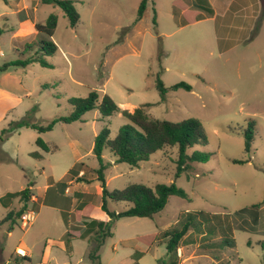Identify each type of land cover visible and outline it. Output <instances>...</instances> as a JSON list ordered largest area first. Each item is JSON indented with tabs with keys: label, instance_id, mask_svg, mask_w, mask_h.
Masks as SVG:
<instances>
[{
	"label": "rangeland",
	"instance_id": "374dc122",
	"mask_svg": "<svg viewBox=\"0 0 264 264\" xmlns=\"http://www.w3.org/2000/svg\"><path fill=\"white\" fill-rule=\"evenodd\" d=\"M141 1L74 0L80 20L72 28L58 5L0 0V65L31 57L41 37L36 24H44L51 14L58 18L52 36L58 50L46 57L50 67L33 62L0 71V137L19 121L46 126L53 119L68 117L73 111L70 100L85 98L92 90L107 93L121 109L134 111L150 104L146 110L154 118L196 119L207 143L189 152L211 155L206 162H194L179 177L177 147L154 153L139 167L115 163L114 155L105 150L109 190L175 183L188 197L171 196L153 219L115 220L113 235L99 252L101 264H133L136 252L143 253L139 264H159L167 258L164 239L149 245L138 238L177 225L185 215L195 217L203 232H212L203 235L191 229L178 249L180 264H264V0H149L137 22ZM193 18L202 19L194 22ZM158 75L169 88L165 98L156 87ZM180 82L190 84L192 90L170 88ZM128 123L120 112L103 117L95 108L82 120L57 122L50 131L21 127L3 135L0 198L27 187L41 189L67 167L73 169L69 176L85 173L84 180L77 178L75 183L83 193L85 209L76 214L57 212L50 205L39 214L27 209L34 218L24 227L20 218L15 223L5 221L9 211L23 203L11 198L6 209L0 201V247L5 260L19 259L17 247L27 250L29 246L36 264L45 252L53 257L52 264H92L87 254L93 241H72L73 253L68 257L65 250L51 246L48 236L65 231V219L75 234L103 219L94 140L104 127L114 138ZM248 129L254 132L251 152L245 151ZM39 138L48 152L37 143ZM235 159L249 161L234 163ZM40 189L34 192L40 194ZM255 203L262 204L258 230L235 228L240 222L235 213ZM109 206L116 211L129 207L125 202ZM199 212L216 217L201 225L204 215ZM10 230L7 237L5 232Z\"/></svg>",
	"mask_w": 264,
	"mask_h": 264
},
{
	"label": "trees",
	"instance_id": "16d2710c",
	"mask_svg": "<svg viewBox=\"0 0 264 264\" xmlns=\"http://www.w3.org/2000/svg\"><path fill=\"white\" fill-rule=\"evenodd\" d=\"M43 3L58 5L63 9L68 17L69 24L72 28H75L80 20V16L75 8L74 0H41ZM149 0H142L138 10L137 22L142 19L148 5ZM22 17H25L23 11L20 12ZM58 18L56 15L51 14L44 24L37 23L36 29L41 37L37 42V49L35 53L24 60L18 59L10 62H5L0 65V71H6L11 66H22L25 68L27 65L38 62L43 66L50 67L51 64L47 61L46 57L54 55L57 50V44L52 40L55 29L57 27ZM155 22V18H154ZM3 34V30L0 28V36ZM30 47V45H29ZM156 87L160 92L162 98H165L169 91L158 75L156 78ZM173 90L178 88H184L186 90H192V86L186 82H180L172 87ZM73 107V111L68 117H60L53 119L46 126H39L37 124H31L27 121H19L11 128L2 131L0 137L1 141H4L3 137L6 133H12L21 127H32L39 132H46L53 129L57 122L71 123L74 121L82 120L85 113L98 108L103 117H109L120 112L129 123L122 126L117 135L114 138H110V129L104 127L99 134L96 135L93 146V153L97 157L99 162V168L96 169V177L100 183L101 188V210L104 218L97 221H92L88 230L81 234L82 237L90 235L89 241L93 244L88 252V259L92 264H101L100 249L105 243L106 239L113 235L112 225L115 220L122 217H143L153 219L158 213L162 212L169 202L171 196H179L187 198L186 191L177 186L175 183L170 185L164 183H157L154 186H148L145 184H130L123 189L109 190L107 186L105 171L110 166V163L104 162V152L109 150L115 157V163H127L132 167H139L140 163L147 161L151 156L167 147L178 148L177 163V176L185 170L190 169L194 162H206L209 160L210 153L204 151H192L190 149L198 145H205L207 143L204 134V128L201 123L196 119H184L180 121H169L154 118L149 116L146 108L150 104H144L141 107H137L134 111L128 109H121L113 98L107 93L100 95L98 91L92 90L85 98L76 97L70 100ZM245 151L251 152L254 132L253 130H246L245 133ZM37 143L48 152V146L42 139H38ZM34 156H39V153H34ZM249 160H233L234 163H245ZM32 191L31 187H27L19 192L7 193L2 197L4 204L9 203L11 198L19 197L23 206L18 210H11L6 216L5 221L16 222V218L21 216L27 211V204L31 199ZM110 202L118 203L125 202L128 204V208L122 211H116L110 208ZM7 205V204H6ZM261 203L252 204L249 207H245L235 214L240 216L239 223H236L235 228L257 231L260 222V210ZM200 215H204L201 225L204 223H210L211 218H215L216 215L204 214L199 212ZM198 219V218H197ZM196 218L190 215H185L184 218L178 221L177 225L167 228L159 233L150 234L148 236H141L138 239L143 242L152 245L159 238L164 239L163 243L167 247V258L160 260L159 264H180L178 255V249L182 243L186 242L190 230H197L203 235H207L212 232L208 230L203 232L201 226L195 222ZM199 221V219H198ZM193 232V231H192ZM264 233V230L261 231ZM94 235H93V234ZM78 235L68 230L64 236L67 253H71L73 250L72 241L77 238ZM224 243L230 244L228 241ZM226 244V245H227ZM220 245H225L222 242ZM3 248V247H0ZM143 256L142 252H136L134 257L136 258L133 264H139V259ZM20 260V261H18ZM14 261V262H13ZM13 263L10 264H31L32 260L28 256H22L19 259L14 257ZM72 264V263H69Z\"/></svg>",
	"mask_w": 264,
	"mask_h": 264
},
{
	"label": "crops",
	"instance_id": "0c3cea01",
	"mask_svg": "<svg viewBox=\"0 0 264 264\" xmlns=\"http://www.w3.org/2000/svg\"><path fill=\"white\" fill-rule=\"evenodd\" d=\"M200 19H202V18H198V19L193 18V20H191V21L196 22ZM71 172H73V169H71L70 167H67L63 170V172L59 176H57V177L53 176V182H48L41 189L39 188V186L37 188L31 187L32 195H31L30 201L27 204V209H31L30 211L35 210L39 214L42 208H44L47 205H50V206L54 207L57 210V212H62V213L65 211H69L72 214H76L78 212V210H80V212L84 211L85 207L83 205L85 202L83 200V193L81 191H79L78 189L77 190L75 189V183H77V181L79 180V179L77 180V178L84 180L85 173H83V171H81L76 175L77 176L76 177V176H69V174ZM43 173H44V171H43ZM34 189H38V190L40 189L41 193L40 194L35 193ZM2 197L0 198L1 203H3ZM17 198L21 202L20 198L19 197H17ZM21 203H23V202H21ZM6 204H5V206L7 209L11 205V201H9V203H6ZM47 207H49V206H47ZM16 210H18V209H16ZM27 211H29V210H27ZM103 218H104V216H103ZM65 220H66L65 231H57V233H58L57 236H53V238L51 236H48V239L51 241V243H50L51 246L56 245L60 249L66 251L64 236L69 229L68 225H71V223H69V220H67V219H65ZM32 221H31V223H32ZM85 232L86 231H83V232L77 231L78 237L74 238L73 241L77 240V239L89 240L90 235L81 238V234L83 233V235H84ZM41 233H44V232H41ZM5 234L7 237H9L12 234V231L11 230L6 231ZM49 235H52L51 231H50ZM20 251L25 252L26 256L30 257L32 260V255H33L32 247L28 246L27 250L22 249L20 247H17L16 252H18V254H19ZM3 252H4V248H0V264H9L10 261L4 259ZM66 253H67V251H66ZM72 253H73V250L71 253H67L68 257H70L72 255ZM44 254H46V255H43L42 260H40V262L38 264H52L50 261L53 260V257H50V252H48V253L45 252ZM25 264H28V263H25ZM31 264H36V263H34L32 260ZM183 264H192V263L188 262V263H183Z\"/></svg>",
	"mask_w": 264,
	"mask_h": 264
},
{
	"label": "built area",
	"instance_id": "2783aa9c",
	"mask_svg": "<svg viewBox=\"0 0 264 264\" xmlns=\"http://www.w3.org/2000/svg\"><path fill=\"white\" fill-rule=\"evenodd\" d=\"M33 217L34 216L32 215V213L30 211H26L20 218L22 223H23V226L27 227L30 224V222L32 221ZM19 254L21 256H26L25 252L20 251Z\"/></svg>",
	"mask_w": 264,
	"mask_h": 264
}]
</instances>
